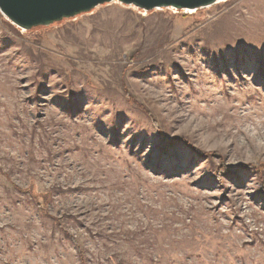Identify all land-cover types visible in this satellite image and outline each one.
Segmentation results:
<instances>
[{"label": "rangeland", "instance_id": "rangeland-1", "mask_svg": "<svg viewBox=\"0 0 264 264\" xmlns=\"http://www.w3.org/2000/svg\"><path fill=\"white\" fill-rule=\"evenodd\" d=\"M260 78L264 0L0 14V264H264Z\"/></svg>", "mask_w": 264, "mask_h": 264}, {"label": "water", "instance_id": "water-1", "mask_svg": "<svg viewBox=\"0 0 264 264\" xmlns=\"http://www.w3.org/2000/svg\"><path fill=\"white\" fill-rule=\"evenodd\" d=\"M224 0H0V14L12 26L31 31L66 19L91 13L96 8L118 3L148 13L156 10L198 11Z\"/></svg>", "mask_w": 264, "mask_h": 264}, {"label": "trees", "instance_id": "trees-1", "mask_svg": "<svg viewBox=\"0 0 264 264\" xmlns=\"http://www.w3.org/2000/svg\"><path fill=\"white\" fill-rule=\"evenodd\" d=\"M260 80H264V78H260ZM126 97L130 98L128 92H125ZM140 109L143 111V113L147 116V118L149 119L150 123L152 124L153 128L156 130L157 135L160 139V141L163 143L164 146L169 147L172 146L176 143H182L185 146H188L192 152H194L195 155L199 156V157H203V158H208V159H212V158H221L219 157V155L215 152H209L208 153H204L201 152L198 149L193 148L192 146H190L189 144H187V142L182 139V138H174V139H168L166 138L160 128L158 123L156 122V120H154V118L151 116V114L148 111L143 110L142 107H140ZM249 172V171H253L258 177L259 180H262V176L264 174V166L261 165L260 167H253L251 165H247V166H229L226 165L225 163L221 162L219 164L218 167H216V170L214 171V180L219 183L222 184L223 180L225 178H232V177H236L237 175H239L240 173H245V172ZM262 191L264 194V187L262 188ZM47 196V195H46ZM49 198V196H47ZM46 200V197H44ZM35 203L37 204L38 209L40 210L41 213H45V207L44 204L42 205L41 203L39 204L38 200H35ZM69 239H71L70 241L76 245L78 247V243L74 240V238L72 239L71 236H68ZM78 252H80V249L78 247Z\"/></svg>", "mask_w": 264, "mask_h": 264}, {"label": "bare ground", "instance_id": "bare-ground-1", "mask_svg": "<svg viewBox=\"0 0 264 264\" xmlns=\"http://www.w3.org/2000/svg\"><path fill=\"white\" fill-rule=\"evenodd\" d=\"M225 1H227V0H224L223 2H225ZM184 13H189V14H192V13H194L193 11H183Z\"/></svg>", "mask_w": 264, "mask_h": 264}]
</instances>
